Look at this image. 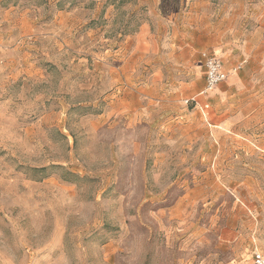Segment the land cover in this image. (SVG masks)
<instances>
[{
  "label": "rangeland",
  "instance_id": "rangeland-1",
  "mask_svg": "<svg viewBox=\"0 0 264 264\" xmlns=\"http://www.w3.org/2000/svg\"><path fill=\"white\" fill-rule=\"evenodd\" d=\"M262 9L264 0H0V264L264 255ZM233 19L250 44L233 70L252 77L254 56L258 73L245 92L213 95L205 118L180 92L206 73L179 40ZM143 31L164 79L131 92L151 83L149 69L120 72Z\"/></svg>",
  "mask_w": 264,
  "mask_h": 264
},
{
  "label": "crops",
  "instance_id": "crops-1",
  "mask_svg": "<svg viewBox=\"0 0 264 264\" xmlns=\"http://www.w3.org/2000/svg\"><path fill=\"white\" fill-rule=\"evenodd\" d=\"M207 5L208 3L203 2V4L199 5L198 8L196 7V12L199 13L200 11L204 10ZM200 14L202 13H199L197 16H200ZM255 17L257 21L255 30H262L264 28V10L262 9L258 11ZM231 22L232 25H228L223 29H219L218 32H215L214 28H208V25H205L202 29L195 28L193 31L186 33L190 34L189 37L185 34L179 40V49H184L185 56L190 58L194 57L195 55H199L197 63L200 64L204 70L205 67L201 54L203 52H208L221 58L225 64L226 70H228L230 73L227 81L224 82L225 84H221L215 90V94L212 93V95L210 94L209 96L201 95L206 86V70L205 73L202 74L205 76L204 78L196 79L197 81L192 83L190 88H186L185 91H180L189 92V96L191 98H197L199 104H195L198 106L205 118H207V114L210 116V108L204 111L202 107L207 104L210 106L208 102L213 95H215V99L220 100L222 94H226L228 97H234L232 92H245L247 87L250 85V82H253L256 79L255 75L258 73V71L254 69L256 66H258L256 62L257 58L254 56H252L251 60L249 61V65L254 66L252 69H250L251 71L253 70V73L251 74L252 77H248L245 71L237 72L235 74L232 73L236 63H238L240 60V57L236 55L237 49H243L242 54L243 56H246L248 55L250 44L247 41L248 38H244L242 41L236 39V33L239 31V29H237V27L234 25L235 19H233ZM144 37H146V33L143 31L141 35H138V42L132 48L133 57L131 56L128 60H126L123 66L121 65L120 72L121 78L126 77L127 79V77H131L134 79L136 76V78L139 79V72L141 73V68L149 69L151 76L149 80L151 83L150 85H146L144 87L135 86L131 92H142L143 89H150L149 92H152L153 90H157L159 82L164 79V73L162 72L163 68L154 57L156 56V45L153 40L147 41L144 39ZM188 38L190 39L189 41L187 40ZM204 38L206 41H204ZM147 57L148 60H146ZM191 60L192 59L186 61L183 65V68L186 70L185 74H188L189 70L192 72L191 67L196 64L195 61ZM145 65H147V67H145Z\"/></svg>",
  "mask_w": 264,
  "mask_h": 264
},
{
  "label": "built area",
  "instance_id": "built-area-1",
  "mask_svg": "<svg viewBox=\"0 0 264 264\" xmlns=\"http://www.w3.org/2000/svg\"><path fill=\"white\" fill-rule=\"evenodd\" d=\"M201 57L206 70V86L201 95L209 96L221 84L227 81L230 73L226 70L223 60L218 56L208 52H203ZM238 69L239 67H236L233 71L237 72ZM190 101L196 103L197 105L199 104L197 98H191L190 100H187L186 103L188 104ZM209 108L210 106L208 104L202 107L204 111ZM252 264H264V255L259 252H254L252 255Z\"/></svg>",
  "mask_w": 264,
  "mask_h": 264
}]
</instances>
